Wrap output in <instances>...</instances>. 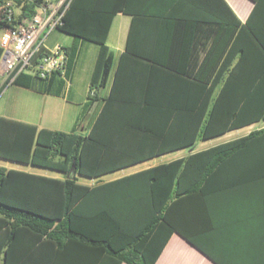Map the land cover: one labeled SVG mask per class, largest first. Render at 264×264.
Masks as SVG:
<instances>
[{"label": "trees", "instance_id": "16d2710c", "mask_svg": "<svg viewBox=\"0 0 264 264\" xmlns=\"http://www.w3.org/2000/svg\"><path fill=\"white\" fill-rule=\"evenodd\" d=\"M13 1L21 17H32L46 2ZM98 1L67 0L62 24L57 27L75 39L64 47L68 79L78 41L99 45L90 91L104 86L113 67V55L98 37L100 16L124 11ZM153 1L152 12L159 19L176 18L184 12L185 0ZM252 1L256 13L260 0ZM217 2L219 44L223 46L216 48L219 67L214 76L212 68L211 84L209 77L195 76L184 85L201 99L162 100L150 93L124 97L122 64L138 55L126 48L117 61L110 92L101 100L86 133L40 129L0 116L1 160L64 175L56 179L0 167V264H67L72 242L87 244L83 250L88 253V264H104V260L105 264H154L173 233L222 264L196 239V196L206 190L210 175L225 169L240 172L247 159L264 158V128L96 187L69 178L77 174L98 179L193 148L198 141L264 123V30L249 21L241 25L224 0ZM188 4L191 8L186 13L197 11L196 4ZM200 9L210 11L208 6ZM245 40L256 48H242ZM231 41L232 47L225 48ZM163 69L166 74L183 75L169 63ZM14 75L4 81L0 92L12 84L59 96L66 87L58 75L40 80L22 73L10 83ZM98 102L96 93L88 96L79 121ZM99 257L103 262H97Z\"/></svg>", "mask_w": 264, "mask_h": 264}, {"label": "crops", "instance_id": "0c3cea01", "mask_svg": "<svg viewBox=\"0 0 264 264\" xmlns=\"http://www.w3.org/2000/svg\"><path fill=\"white\" fill-rule=\"evenodd\" d=\"M59 1L46 0L51 4ZM224 1L241 25H246L249 21L252 27L264 30V0H260V6L256 13H253L256 3L252 0ZM98 2L104 6H116L124 11H115L111 15L100 16L102 25L98 37L113 55V67L104 86L96 91L93 90L99 99L97 108H92L86 117L79 121L81 112L88 101L91 76L99 50L97 43L88 41L97 45V48L93 51L94 55L87 58L85 53L88 48H83L85 41L80 40L69 71V86L65 87L61 95H48L36 89L8 84L4 88L5 93L10 87H16L26 94L9 98L12 112H18L16 117L5 113H0V116L35 125L40 129L64 133H71L74 130L79 132L83 127L88 129L101 100L106 98L110 92L117 61L126 48H130L138 55L124 60L122 64L124 97L132 99L135 96L150 93L156 95L155 99L162 100L201 99L198 93L188 92L184 85L187 87L189 82L185 80H192V78H196L195 76L209 77V84H211L212 68L215 70L214 76L219 67L216 48H223V46L219 44L217 0L213 1V7L212 0H185L184 12L178 14L176 18L170 19L156 17V14L152 12L153 0H99ZM188 2L198 6L196 12L186 13L191 8ZM202 6H208L209 13H202L200 9ZM230 22H233V18H230ZM74 41L69 45L62 46L70 47ZM231 47L232 41L225 48ZM242 48H256V46H251L250 42L245 40L242 42ZM157 61L164 63L161 66L155 65ZM166 63L180 68L183 75L177 77L172 72L170 74L162 72V70H166L163 69ZM78 68L84 71L86 76L80 85H76ZM187 71L190 72V75L186 74ZM3 83L4 78H0V87ZM150 86L154 88L150 89ZM66 94L69 95V100ZM255 124L257 123L244 127L249 132L243 136L264 128V123L258 122V128L253 130ZM231 132L215 139L224 138ZM229 141L209 147L203 146L200 149H196L195 144L193 147L195 150L193 149L194 151L191 153L200 152ZM154 159L98 179H87L77 174H70L69 178H75L78 184L96 187L159 165H150ZM245 163L240 172L225 169V172L210 175L206 190L196 196L194 215L196 239L222 264H264V158L247 159ZM254 163L257 165L254 166ZM0 167L49 178H64V175L43 174L37 171L40 168L7 160L0 159ZM80 228L84 229V226H80ZM86 245L72 242L69 247V256L66 259L67 264H88L90 261L88 253L83 250L84 247H87ZM102 258H97V262H103L104 258ZM105 263L106 260H104ZM154 264L217 263L181 235L173 233Z\"/></svg>", "mask_w": 264, "mask_h": 264}, {"label": "built area", "instance_id": "2783aa9c", "mask_svg": "<svg viewBox=\"0 0 264 264\" xmlns=\"http://www.w3.org/2000/svg\"><path fill=\"white\" fill-rule=\"evenodd\" d=\"M67 0L40 5L32 17H21L13 0L0 1V78L27 74L40 80L58 75L69 84L67 52L62 45H46L48 35L62 24ZM20 17V18H19ZM89 91V96H93Z\"/></svg>", "mask_w": 264, "mask_h": 264}, {"label": "rangeland", "instance_id": "374dc122", "mask_svg": "<svg viewBox=\"0 0 264 264\" xmlns=\"http://www.w3.org/2000/svg\"><path fill=\"white\" fill-rule=\"evenodd\" d=\"M73 40H75L73 37L67 35V34H64L62 32H60L57 28L54 29L47 37V40H46V45L48 47H52L56 44H59V45H69ZM77 42V40H76ZM78 43H80V41H78ZM83 48H88V50L86 51V57L87 58H90L91 56L94 55V49L97 48V45L93 44V43H89V42H84L83 43ZM82 60H84V58H82ZM86 76H85V72L80 70L79 68L77 69V72H76V85H80L82 80L85 79ZM69 86V84H68ZM68 88V87H67ZM26 92L22 91L21 89H18L16 87H10V89L5 93V89H3L1 92H0V113H5L7 115H12V116H17L18 112H12V108L10 106V101H9V98L10 96L11 97H15L16 95L17 96H20V95H25ZM38 97V96H37ZM66 97H68L67 99L69 100V95L66 94ZM71 97V96H70ZM38 98H41V97H38ZM259 124H255L253 126V130H256L258 128ZM88 131L87 128L83 127L79 133H86ZM249 132V130L247 128H242V129H239L237 131H233L231 132L230 134H228L226 137L224 138H220V139H214V140H211V141H207V142H203V141H198L196 143V149H200L201 147L203 146H213V145H217L221 142H225V141H229V140H234V139H237L239 137H242L243 135L247 134ZM195 148H187V149H183L179 152H173L171 154H167V155H163L161 157H158L154 160H152L150 162V165H156V164H160V163H165L169 160H172V159H176V158H180V157H186L187 155L191 154V151H194ZM37 171H39L40 173H43V174H48V175H57V176H60L62 174L60 173H57V172H54V171H51V170H48V169H38Z\"/></svg>", "mask_w": 264, "mask_h": 264}]
</instances>
